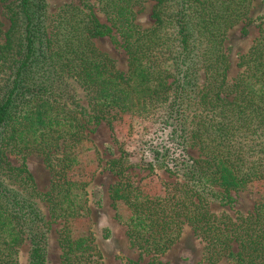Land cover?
<instances>
[{
	"label": "trees",
	"instance_id": "obj_1",
	"mask_svg": "<svg viewBox=\"0 0 264 264\" xmlns=\"http://www.w3.org/2000/svg\"><path fill=\"white\" fill-rule=\"evenodd\" d=\"M146 1L155 2L154 24L141 29L134 9ZM254 1L97 0V10L88 2L64 7L49 33L45 0H0L9 21L4 30L0 15V264H18L26 242L29 264L48 261L47 223L26 164L33 153L51 171L50 215L64 222L61 264H103L92 233L74 238L69 224L90 212L89 183L78 172L90 142L87 125L123 114L158 118L182 150L174 157L156 149L145 162L176 177L164 196L141 194L129 177L113 187L114 204L128 208L123 219L130 245L160 257L191 227L211 264H264V200L236 217L210 209V199L229 205L231 191L264 180V31L241 57L233 81L224 47ZM114 31L129 58L126 73L94 44L114 38ZM69 79L86 91L89 108L76 102ZM191 147L197 158L188 153ZM8 154L22 156V164L12 166Z\"/></svg>",
	"mask_w": 264,
	"mask_h": 264
},
{
	"label": "rangeland",
	"instance_id": "obj_2",
	"mask_svg": "<svg viewBox=\"0 0 264 264\" xmlns=\"http://www.w3.org/2000/svg\"><path fill=\"white\" fill-rule=\"evenodd\" d=\"M46 24L48 32H54L55 20L66 6L80 7L85 2L93 5L97 10V0H45ZM154 1H146L135 7L136 24L141 29L153 26L152 18ZM98 12V11H97ZM0 15L4 23V30L9 27L3 6L0 5ZM103 23H108L105 16L97 13ZM264 31V0H255L252 3L248 17L233 27L227 34L224 43L226 54L229 58L230 69L228 79L233 81L241 72L239 62L242 56L248 53L253 43ZM115 37L95 39V46L108 54L116 63L117 68L126 73L129 67V58L119 33L114 31ZM203 75L199 83H203ZM75 87V99L78 104L89 108V98L86 91L73 79H69ZM157 119H143L132 114H123L111 123L107 120L92 122L87 125L86 132L90 142L83 148L80 155L78 172L80 178L89 183L87 188L90 200L88 216L73 220L70 230L74 238H81L92 233L94 245L103 256V264H125L131 260L140 264H152L159 261L165 264H211L205 259V244L198 238L191 227H185L181 238L163 256L154 257L133 248L130 245L127 227L124 223L128 208L123 202L114 204L113 187L120 179L128 177L141 190V194L150 197L164 196L169 190V185L177 182L175 176L166 167L145 164L152 158L156 149H168L173 156L181 153V148L176 144V135L173 129L159 123ZM188 153L197 158L199 155L195 148H188ZM145 160V161H144ZM8 161L12 166L22 164V156L8 154ZM113 162H116L115 164ZM27 168L31 172L37 194L34 201L41 215L44 217L45 231L48 240L47 264H61L60 232L64 226L61 220H53L50 215L49 205L45 199L51 184V171L45 158L33 153L27 157ZM118 171V174L111 171ZM126 176H120V172ZM16 180L12 178V181ZM11 185V183H10ZM12 186V185H11ZM18 188V184L12 186ZM218 191H223L216 188ZM231 201L226 203L211 200L210 209L220 215L224 212L236 217L237 214L247 215L254 210L255 204L264 200V180L254 182L248 189L230 192ZM99 201V204L98 202ZM117 214L120 215V219ZM30 243H24L19 249V263L29 264ZM216 264H234L222 259Z\"/></svg>",
	"mask_w": 264,
	"mask_h": 264
}]
</instances>
